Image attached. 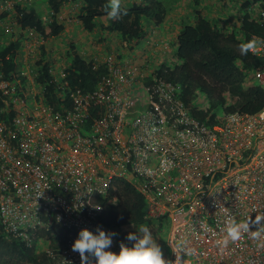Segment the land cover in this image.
<instances>
[{"label": "built area", "instance_id": "obj_1", "mask_svg": "<svg viewBox=\"0 0 264 264\" xmlns=\"http://www.w3.org/2000/svg\"><path fill=\"white\" fill-rule=\"evenodd\" d=\"M258 16L264 24V3ZM91 57L106 72L86 91L70 87L61 67L58 103L38 96L30 76L29 100L20 81L0 82V238L31 246L52 220L64 238L60 251L45 249L47 264H81L73 241L85 228L115 232L99 218L124 179L146 199L147 216L166 219L169 264H264V225L221 243L230 218L264 212V110L207 125L184 106L180 84L138 73L116 54ZM256 78L264 85V72Z\"/></svg>", "mask_w": 264, "mask_h": 264}, {"label": "trees", "instance_id": "obj_2", "mask_svg": "<svg viewBox=\"0 0 264 264\" xmlns=\"http://www.w3.org/2000/svg\"><path fill=\"white\" fill-rule=\"evenodd\" d=\"M6 1L0 0V82L17 84L20 81L22 85H30V76L38 96H43L48 104L59 102L62 89L53 76V49L47 47L46 42L59 36L70 23L66 17H60L66 3L70 7H64L70 10L68 17L79 22L81 31L91 36L106 30L117 36L122 48L114 52L118 57L122 56L123 47L133 51L137 43L146 38L147 24L152 30L162 26L167 16L160 0L128 2L123 6L127 14L118 20L106 15L108 0H48L49 11L45 16L27 5L30 4L28 0L27 3L11 0L12 5L4 8ZM184 1L189 4V13L185 20L178 22L168 42L170 50H163L162 63L151 75L180 84L184 106L192 117L207 125L219 123L232 112H262L264 85L258 82L256 73L264 72V55L250 50L242 56L240 46L255 37L264 38V24L258 16V7L264 0ZM150 20L154 22L153 27ZM35 38L42 42L29 51L25 63V44ZM100 39L104 38L100 36ZM70 45V52L66 53L70 62L62 66L65 79L72 88L92 90L106 68L100 62L93 67L91 54L79 53ZM21 87L17 88L18 94H21ZM197 91L206 95V102L198 98ZM2 104L0 97V107ZM218 108L220 116L215 112ZM106 201L99 219L117 233L113 252L119 251L121 242L130 244L126 240L129 232L148 228L154 236L167 230L166 219L147 216L146 199L127 180L118 179ZM63 238V229L45 219V225L39 229L31 246L21 238H0V264H47L45 249L60 251Z\"/></svg>", "mask_w": 264, "mask_h": 264}, {"label": "rangeland", "instance_id": "obj_3", "mask_svg": "<svg viewBox=\"0 0 264 264\" xmlns=\"http://www.w3.org/2000/svg\"><path fill=\"white\" fill-rule=\"evenodd\" d=\"M160 1H161L160 2L161 8H163L167 12V16L164 18L165 21L162 24L160 30L161 31L160 33H162L161 35L162 37L155 38L154 34L156 33L151 32L152 30H150V27L147 24L146 38L139 41L133 51H129L126 47H123V51L121 52L122 56L120 58L121 59L120 63H124L125 61L128 62L130 64V67H135L136 69H138V73H142L143 75L151 73L155 68H158L161 65L162 63L161 60H163L162 58L164 57V53H161L160 51H156L153 48L157 46V49L159 48H161V50L167 49L169 47L168 42L171 39L170 32L176 30L178 22L180 20H185L186 16L189 13V11L187 10L189 8V4L187 3V1L184 0H160ZM199 2L202 3V0H199ZM229 13L231 12L227 13L230 16ZM105 21L106 19L104 20V22ZM149 23L150 26L153 27V23H154L153 20H150ZM68 25L69 23H67L65 29L62 31V33L59 36L51 38L46 42V46L53 49L51 52L53 57L52 59L53 66L55 67L53 76L56 77L57 81H60L59 78L60 68L63 65H67L70 62V56L69 57L66 56L67 55L66 53L70 52V46H71L70 44L75 46L77 52L83 54L92 53L101 56H106L111 53L114 54L115 50L117 49L122 50L117 40V36L114 33H110L109 31L105 30L99 33V35L96 34L95 32L93 33V35L90 36L88 33L78 30L77 28L67 27ZM163 33L169 36L166 37L163 35ZM100 36H102L104 39L101 40ZM88 38L91 39L88 40ZM27 44H28L27 46L28 49L27 47H25L24 56L29 55L30 53L29 51L31 50V45L33 44V41H30ZM61 57L64 59H62ZM30 90H31V85H26V84L23 85L22 94H24L28 100L31 95ZM34 90L37 93V88L34 87ZM197 96L202 102L207 101L206 95L201 94L198 91H197ZM141 109H143V102H139L138 104H136V113L139 112V110ZM215 112L218 116L221 115L220 108L216 109ZM166 236H167V230H165V232L163 233H159L153 236L156 242L158 243V245L160 246L163 254H165V252L168 250L166 243Z\"/></svg>", "mask_w": 264, "mask_h": 264}, {"label": "clouds", "instance_id": "obj_4", "mask_svg": "<svg viewBox=\"0 0 264 264\" xmlns=\"http://www.w3.org/2000/svg\"><path fill=\"white\" fill-rule=\"evenodd\" d=\"M106 15L110 19L118 20L122 15L127 14V9L122 7L121 0H108L106 4ZM264 47V38H256L240 46V54L247 55L250 50L257 47ZM264 225V212H259L252 219L249 215L244 221H237L230 218L226 228L225 236L221 241L224 247L230 242H236L244 232H254L250 228H258ZM117 233L105 232L97 227L95 233L88 229H81L78 237L73 241L71 250L77 252L81 264H169L163 257L162 250L154 239L150 229L140 228L138 231L129 232L126 240L130 244L121 242L119 251L113 252V238ZM256 235H259L257 232ZM178 250L184 251L183 242L179 244Z\"/></svg>", "mask_w": 264, "mask_h": 264}, {"label": "crops", "instance_id": "obj_5", "mask_svg": "<svg viewBox=\"0 0 264 264\" xmlns=\"http://www.w3.org/2000/svg\"><path fill=\"white\" fill-rule=\"evenodd\" d=\"M48 0H28V2L30 3V4H27V5H29L35 12H37V13H41V15H43V16H45V15H47V13H48V11H49V9H48V2H47ZM139 2V1H142V0H131V2ZM25 2L27 3V0H25ZM128 2H130V0H124V1H121V3H122V7L123 6H127V3ZM64 7H66V8H70L69 7V4H67L66 3V5H64L63 6V9H62V12H61V15H60V17H62V18H65L66 17V19H67V21H70V23H69V25L67 26V27H71V28H77L78 30H80V25H79V22L76 20V19H73V20H71V18H69L70 17V10L68 9V10H66V8H64ZM69 16V17H68ZM67 25V24H66ZM160 27H162V26H158L156 29H152V31L151 32H154V33H156V34H154L155 36V38L157 37V38H161L162 36V33H160L161 31V28ZM160 28V29H159ZM157 29H159V31H157ZM175 32V30L174 31H171L170 33L172 34H170V38H172L174 35H173V33ZM163 35L164 36H166V37H168L167 36V34H164L163 33ZM154 39V38H153ZM170 41V40H169ZM28 46V44L26 43L25 44V47H27ZM31 48H33V47H31ZM159 48V47H158ZM27 49H28V47H27ZM153 49H155L156 51H160L161 53H164L163 52V50H161V48H159V49H157V46L156 47H154ZM46 50H47V48H46ZM164 50H166V51H169L170 49H169V47L167 48V49H164ZM163 57V56H162ZM163 59V58H162ZM26 61H27V56H24V62L26 63ZM25 67H27V65L25 64Z\"/></svg>", "mask_w": 264, "mask_h": 264}]
</instances>
